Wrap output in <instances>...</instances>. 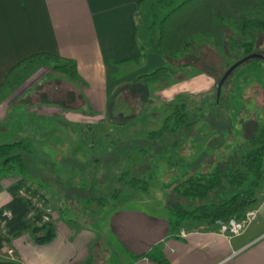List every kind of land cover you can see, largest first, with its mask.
<instances>
[{
  "label": "crops",
  "instance_id": "1",
  "mask_svg": "<svg viewBox=\"0 0 264 264\" xmlns=\"http://www.w3.org/2000/svg\"><path fill=\"white\" fill-rule=\"evenodd\" d=\"M154 1L0 0V134L34 114L42 119L41 112L67 126L99 125L101 116L80 108L103 110L121 89L142 87L133 82L139 75L164 64L155 41L139 44V16ZM41 54L73 61L85 85L51 72L41 60L18 67ZM207 80L211 92L214 80ZM183 94L165 95L162 102L173 103ZM4 181L0 206L10 200L7 189L13 185ZM262 185L251 209L255 219L230 240L219 233L223 223L187 225L172 235L159 201L134 199L118 209L99 205L95 216L81 222L52 217L51 242L38 245L25 233L0 250V264H157L146 256L154 248L169 264H264V178ZM8 251L12 257L4 258Z\"/></svg>",
  "mask_w": 264,
  "mask_h": 264
},
{
  "label": "rangeland",
  "instance_id": "2",
  "mask_svg": "<svg viewBox=\"0 0 264 264\" xmlns=\"http://www.w3.org/2000/svg\"><path fill=\"white\" fill-rule=\"evenodd\" d=\"M181 1L155 0L141 13V46L147 45L150 39L155 41L156 22ZM235 34L225 27V45L221 51L210 40H202L190 43L188 52L180 59H162V66L173 69L189 65L162 82L121 89L98 112H89L87 105L80 108L83 114L101 116L99 125L67 126L60 117L53 118L46 112H41L42 119L34 114L33 119L8 125L9 133L0 134V143L22 138L34 147V155H24L28 167L26 177L28 183L45 196L47 204L38 205L50 215L52 223V217L58 215L79 222L83 221V216H95L100 206L88 202L90 198L106 196L107 201L114 204L112 193L122 188L117 179L124 172L150 180L148 192L137 193L134 199L156 200L163 207L175 202L185 205L188 202L173 192L174 184L181 182L188 172H209L219 162L232 160V150L249 138L264 119V63L259 59L237 67L217 99L218 82L232 65L244 58L240 51L234 54L228 51V43ZM255 38L253 54L264 58V33ZM41 61L55 72L54 62ZM208 77L214 80L211 92H208ZM184 92L182 99L178 97L168 103L165 98L167 102H162L165 95L171 97ZM179 100L186 104L188 122L195 124L187 131L182 128L175 134H166L161 141L148 142L147 134L160 128L171 111V104ZM17 134L18 139L14 137ZM148 149L150 152L145 153ZM196 160H200L201 170L189 171L185 164ZM0 180L14 184L17 176ZM168 184L171 187L167 189ZM262 188L261 183L259 194ZM198 203L201 201H196ZM3 257L11 258V251Z\"/></svg>",
  "mask_w": 264,
  "mask_h": 264
},
{
  "label": "trees",
  "instance_id": "3",
  "mask_svg": "<svg viewBox=\"0 0 264 264\" xmlns=\"http://www.w3.org/2000/svg\"><path fill=\"white\" fill-rule=\"evenodd\" d=\"M225 27L236 33V37L228 43V51L231 54L240 51L242 58L252 55L256 35L264 33V0L181 1L155 24L157 55L161 59L177 60L188 52L190 43L202 40H210L221 51L225 45ZM37 60L54 62L53 70L57 74L73 84L85 85L73 61L52 55L33 56L18 67ZM187 67V64L177 69L162 66L139 75L133 82L143 86L154 85L176 75L180 68ZM170 110L160 128L147 134L148 142L161 141L166 134H175L182 128L187 131L195 124L188 122L184 101L171 104ZM232 151V160L219 162L209 172H202L200 160L185 164L190 168L189 171L193 168L201 171L188 172L181 182L174 184L173 192L188 203L182 205L175 202L165 207L172 235L187 225L216 227L230 220H242L257 204L264 171V119L250 137ZM148 152L149 149L145 151ZM24 155H34V147L29 140L21 138L12 143H0V178L17 176L16 182L7 189L10 200L0 206V250L25 233L38 245L47 244L55 237L50 215L38 205L40 203L44 207L46 198L38 188L28 183ZM117 180L122 183V188L113 191L114 204L113 201L110 204L106 196L90 198L88 202L118 209L126 205L128 200L134 199L137 193H147L149 190L150 180L147 177L131 176L124 172ZM170 187L171 184H168L165 188ZM196 201L201 203L196 204ZM146 256L157 264H169L156 248Z\"/></svg>",
  "mask_w": 264,
  "mask_h": 264
},
{
  "label": "built area",
  "instance_id": "4",
  "mask_svg": "<svg viewBox=\"0 0 264 264\" xmlns=\"http://www.w3.org/2000/svg\"><path fill=\"white\" fill-rule=\"evenodd\" d=\"M263 178H264V171H263ZM254 219H255V211L249 210L244 219L230 220L220 225L219 233L220 235L230 240L232 237L243 233ZM185 236H186L185 234H182V237Z\"/></svg>",
  "mask_w": 264,
  "mask_h": 264
},
{
  "label": "water",
  "instance_id": "5",
  "mask_svg": "<svg viewBox=\"0 0 264 264\" xmlns=\"http://www.w3.org/2000/svg\"><path fill=\"white\" fill-rule=\"evenodd\" d=\"M255 59H259L261 60L263 63H264V58L261 56V55H258V54H252V55H249L243 59H241L240 61H238L237 63H235L234 65H232L225 73L224 75L222 76V78L220 79V81L218 82L217 84V87H216V96H217V99H219L220 97V94H221V90H222V87L223 85L225 84L226 80L228 79V77L232 74V72L237 68L239 67L240 65H242L243 63L247 62V61H250V60H255ZM226 223V222H225Z\"/></svg>",
  "mask_w": 264,
  "mask_h": 264
}]
</instances>
